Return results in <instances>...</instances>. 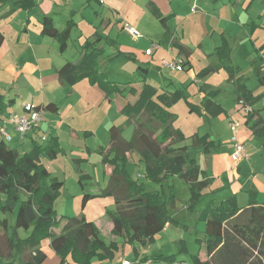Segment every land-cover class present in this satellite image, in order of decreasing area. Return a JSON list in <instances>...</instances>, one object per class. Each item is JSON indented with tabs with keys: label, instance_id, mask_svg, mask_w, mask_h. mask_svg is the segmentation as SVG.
<instances>
[{
	"label": "trees",
	"instance_id": "1",
	"mask_svg": "<svg viewBox=\"0 0 264 264\" xmlns=\"http://www.w3.org/2000/svg\"><path fill=\"white\" fill-rule=\"evenodd\" d=\"M33 7L35 4L32 0H19L12 11L30 10ZM152 13L160 18L167 35L168 18H161L156 8H152ZM41 24L42 35L58 41L60 51L65 52L74 23L69 22L65 30L59 31L52 19L46 16ZM101 41L100 36L87 40L82 45V57L78 63H66L58 71V76L62 83L70 86L87 79L99 86L108 98L119 97L127 101L130 96L135 98L133 103H127L122 109V114L134 122L133 138L127 141L120 127H111L110 152L103 159L111 167L106 193L114 197L116 205L115 210L109 213L113 223L112 235L123 236L133 245L137 242L141 245L153 242L155 236L172 222L167 208L175 205L176 200L172 188L167 197L163 191L150 190L149 187H152L151 183L170 187V179L177 176L189 184L191 196L188 209L190 212L200 211L199 218L205 223L203 245L208 259L202 261L198 255H192V264H264V202L258 201L256 193L248 192L249 203L244 208L239 207L237 196L233 195L219 203L210 200L201 210L197 209L213 180L201 169L194 154L201 151L208 155L218 147L208 135H194L191 146L180 145L186 138L175 127L177 117L170 109L184 97V92L161 93L148 83L145 75L140 91L112 82L99 65V58L104 51L96 46ZM3 42L4 36L0 33V48ZM175 47H178L182 56L181 59H175L181 62V69L191 70V53L180 44H175ZM231 52L229 42L223 37L222 45L214 52L218 65L203 69L197 77L204 79L211 73L224 70L228 74V81H233L239 93L237 103L243 102L254 107L262 96H256L243 83L242 69L232 64ZM138 70L147 73V69L142 67ZM259 81L264 85V77L259 78ZM208 89H200L206 94L200 106L185 98L190 110L212 118L227 116V111L214 101L218 92L207 93ZM12 105L13 101L5 102L0 95V116ZM35 109L54 113L58 111L55 104ZM263 111L264 107L252 111L247 115L245 124L255 136L264 139V119L260 116ZM61 153L57 137H50L43 143L35 141L30 151L24 154L11 149L6 142H0V207L4 213L15 218L8 238L9 253L6 256L0 253V264H44L47 254L42 250L41 243L46 240L50 241L51 248L60 256V264H67L69 258L75 264H92L95 258L100 262L114 259L118 244H106L96 224L85 216L67 218L61 232L54 233L62 222L54 204L64 183L51 176L42 158L54 161ZM132 153H138L141 163H144V180L133 179L126 169L128 155ZM79 183L84 189L83 177H80ZM90 199L92 196L85 193L83 208ZM0 225L8 233L7 219H0ZM19 229L32 230V234L21 239L17 233ZM133 250L140 264H175L177 261L174 255H159L151 260L148 257L141 258L139 252L135 248Z\"/></svg>",
	"mask_w": 264,
	"mask_h": 264
},
{
	"label": "rangeland",
	"instance_id": "2",
	"mask_svg": "<svg viewBox=\"0 0 264 264\" xmlns=\"http://www.w3.org/2000/svg\"><path fill=\"white\" fill-rule=\"evenodd\" d=\"M133 2L132 17L141 16L143 20L144 32L138 33L141 35L138 40L140 51H137L135 56L131 54L120 53L118 49L112 48L109 43L104 42L100 46L104 49V54L99 58V65L101 71L105 73L109 80L116 81L122 87H135L140 91L142 80L144 75L147 77L148 83L153 85L158 91H164L165 93H175L179 90L184 92V97L181 98L177 104L173 105L170 111L176 115L175 127L180 129L184 134L186 140L180 144L181 146H191L192 138L194 135L200 137L209 136V139L215 142L217 147L227 148L232 146L231 140L234 132L231 129L230 123L240 127L245 124L246 118L243 119V115L239 116V119L229 121L223 117L212 118L207 115H201L197 111H191L186 99L196 106H200L199 100V87L195 84L193 75L203 69L204 64L208 62L213 64L216 62L214 55V41L218 45L220 41V35L225 31V37L234 47L233 54L231 55V61L234 66L240 65L244 70L245 82L248 87L253 91L256 96H262V99L257 102L254 107L256 110H260L264 107V85L260 83L259 78L264 77V0H199L194 6L198 9L195 14H190L187 18L176 20L171 24V29L175 32L180 22V30L178 34L179 40L183 41L186 45L193 42L194 44L200 43L202 48L195 51L194 56V72H185L182 69L178 71H171L164 68L165 62H172L177 56V52L174 49L167 46L166 40L161 41L164 38L163 29L158 21L150 14L148 8L145 6V0H122V2ZM193 0V5H194ZM115 2V1H113ZM112 2V3H113ZM115 4V3H113ZM126 4V3H125ZM112 5V4H111ZM185 12V11H184ZM192 13V11H191ZM147 16H151L146 18ZM185 15V14H183ZM193 16V17H191ZM150 18V19H149ZM18 22V17L16 19ZM234 23V25L232 24ZM240 25V28L237 26ZM7 25L1 23L2 28ZM60 25V24H59ZM76 30L70 40L68 41V48L64 54L60 53L59 46H54V41L46 39L45 44L39 43L40 46H45V49L49 51L51 60L57 68H61L67 62H74L80 53V45L82 41L86 40L89 35V25H83ZM41 25L39 22L33 20L30 30L39 34ZM185 31V41L182 36V31ZM82 32L83 39H79ZM101 30H99L100 32ZM9 33V30H6ZM256 33V34H255ZM105 35H108L106 33ZM250 35L254 36V43L250 39ZM216 36L217 39L216 40ZM125 42H127L125 40ZM130 42V41H128ZM151 43H161L160 50L154 53V48L151 47V55L146 54L144 46H151ZM194 45H192L193 47ZM141 48V49H140ZM144 48V49H143ZM195 50V49H194ZM214 51V52H213ZM135 58V60H134ZM206 61V62H204ZM60 62V64H59ZM139 67L147 69L145 71L138 70ZM228 74L223 70L219 73H213L210 75L209 81H214L217 84L222 83V77H226ZM24 82H20L19 93L23 99V102L30 101L34 104L46 103V99H54V90L44 88V92L38 93L23 85ZM229 84V83H228ZM202 85V84H201ZM5 87V86H4ZM3 89V87H0ZM84 91V90H83ZM15 93V92H14ZM163 93V92H161ZM60 102L62 114H68L71 101ZM84 97V94L80 95ZM224 100L229 101V107H235V101H232L231 94L226 92L223 94ZM223 97L221 99H223ZM186 98V99H185ZM122 103V107H125L127 103H133L135 98L130 96L127 103L126 99L118 98ZM200 102V103H199ZM237 107V105H236ZM242 113H245L241 110ZM101 119L96 118V113L92 120L89 117H81L78 120V126H87L92 124L91 128H85L94 132V136L85 135L84 133L81 140H67L63 136L61 145L65 149V156L60 155L56 161H49L45 159V166L48 167L53 177L63 181L65 186L62 189V193L54 204V209L59 218H62V222L59 228L54 230L55 234L61 232L65 225L67 218L83 217L88 220L96 222L99 226L101 239L106 244L116 242L119 246L118 251L115 253L113 260H107L100 262L95 258L92 264H123L124 261H128L131 264H140L137 261L134 248L139 252L140 257H148L150 260L159 255L164 256H176L177 261L175 264H192L191 257L201 251L203 241L205 239V223L199 218L200 211L190 212L188 209V202L190 200V188L189 184L174 176L170 179V187H162L160 184H152L149 187L150 190L163 191L165 196H169L170 188L173 189V195L176 200L175 205H169L167 208L168 216L172 222L168 223L163 232L156 235L154 241L147 245H141L140 243L130 244L127 240L121 237H115L112 235V220L109 216L110 212H113L116 208L115 199L107 195L106 190L109 184V178L105 177V171L108 164L103 160L105 154L100 150V146L108 145L109 129L111 126H121L123 130V137L130 141L134 135V124L128 120L125 116H122L118 111L116 105H112L109 108L102 110ZM89 119V120H88ZM251 131V129H249ZM239 131V129H238ZM159 133V132H158ZM239 133V132H238ZM253 142L250 140L247 142L246 150H253L257 148L260 153L251 152L248 155L247 163L252 162L255 165L253 168L259 173L261 163L264 164V139L259 138L253 134ZM244 143V142H242ZM253 144V145H251ZM12 147L14 143H10ZM85 145L91 148L92 152L89 154L86 151ZM29 150V149H28ZM248 153V152H247ZM129 159L126 163V169L135 180H144L145 178V166L140 161V155L138 153L129 154ZM195 158L204 169L203 162L207 158L201 151L195 152ZM80 162L74 159L82 158ZM86 157V158H85ZM48 160V161H47ZM245 164L241 166L244 167ZM263 169V168H261ZM84 171L92 176L91 180H83L84 189L80 185V173ZM240 171V169H239ZM239 173V172H237ZM82 189V192H76L77 187ZM80 189V190H81ZM85 190V191H84ZM206 192V191H205ZM90 194V199L85 208L82 207L84 194ZM207 193H209L207 191ZM204 193L197 209L201 210L207 202L212 200L213 196ZM248 196V194H246ZM24 199V197H23ZM210 199V200H209ZM219 199V198H218ZM242 199V198H241ZM261 199L264 200L263 193ZM247 200H240L241 204H244ZM5 204V203H4ZM17 207V206H16ZM0 219H7L9 223L8 233L0 225V253L6 256L9 253L8 238L12 233V225L15 218L11 214H6L0 207ZM19 238L26 239L32 234V230L25 231L19 229L17 231ZM42 250L47 254V258L44 264H60L61 258L58 256L50 246V241L46 240L41 243ZM67 264H75L71 258L67 261Z\"/></svg>",
	"mask_w": 264,
	"mask_h": 264
},
{
	"label": "crops",
	"instance_id": "3",
	"mask_svg": "<svg viewBox=\"0 0 264 264\" xmlns=\"http://www.w3.org/2000/svg\"><path fill=\"white\" fill-rule=\"evenodd\" d=\"M18 1L19 0H0V33L4 36V42L0 48V87H3V89L0 88V95L3 96L5 102L13 101V105L10 106L7 111L0 116V126L6 127L9 137V139H6L0 135V142L4 141L11 149H16L20 154H24L30 151L35 141L43 143L46 142L50 137H57L59 139L60 147L62 150V153L60 155L65 156L67 154L65 149L61 145V136H63L64 139L67 138V140H72L73 142L76 140H81L83 136L82 133L88 135V137L94 136L93 131H89L88 129L86 131L84 130L85 128H91L92 124H87V126L77 125L78 120H80L81 117H89L92 120L96 113V118L101 119V116L105 115L102 114V110L109 108L114 104L116 105L120 114L124 116L122 114V109L124 107H122V103L119 102V97L108 98L99 86L93 85L87 79L78 82L74 86L64 84L60 81L58 71L66 63L61 68H57L51 60L49 51L45 49V46L39 45L40 42H42V44H45L46 39H51L55 43L52 45L56 47L59 46L60 50V43L58 41L51 37L42 35V19L46 16L50 17L53 21L54 27L59 31L65 30L68 23L73 22L74 27L71 30L70 38L76 30L82 27L81 24L89 25L88 30L90 33L86 37V40L84 42L82 41L80 45V53L77 59H75L72 63H78V61L82 57V45L87 40H92V38L95 36H100L102 40L100 43L97 44V48L103 49V47H101L100 45L104 42H107L112 48L118 49L120 53L131 54L135 56L137 51H140L139 47H141V45L138 44V40L140 38L135 40L126 31L125 28L126 26H130L135 29V31L138 33L144 32L145 34H147L145 28L143 27V22L145 20H143L141 16H136V18L131 16V14H134V7L133 2L130 1L122 2V0H32L35 4V7H33L32 9H20L17 11H12L15 6V3ZM145 1V6L148 8L150 14L158 21L164 31V38H161V41L166 40L167 46L169 45V47H171L175 50V52H177V56L173 60L182 58V56L179 54V49L178 47H175V44L182 45L191 53V57L189 58L191 70L183 71L194 72L195 51L197 49L202 48L203 45L200 43L194 44L193 42H191V46L190 44L186 45L183 41L179 40L178 38L180 22L176 25L178 27L177 29H175V32L172 31L171 24L174 21L177 22L176 20H185V18H187V16H189L190 14H195L193 10L195 9L197 12L198 9L194 8V6L197 5L196 2L198 3L199 0L194 1V5L193 0ZM112 2L115 4H113ZM152 8H156L158 10L161 18H168L166 22L168 30L167 35L166 28L162 25L160 18L152 13ZM144 16H146V18L151 17L147 16V14H144ZM17 17L19 20L18 22L16 21ZM33 20L39 22L41 25L39 34L37 31L36 33H33L32 30H30V26H32ZM3 22L7 24L4 28H2L1 26V23ZM232 24L234 25V23ZM237 26L240 28L239 24H237ZM6 30H9V33L6 32ZM99 30L101 31L99 32ZM82 32L84 31L79 32L81 34L79 36V39H83ZM106 33H108V35H105ZM181 33L185 41V31L183 30ZM254 36L255 35H253L252 37L250 35V39L253 41V43ZM223 37L226 38L225 31H223L220 35V41H218V45L214 41V46H217L216 48L222 45ZM125 40L127 42H125ZM216 40H218L217 36ZM160 44L151 43L150 47H144L147 52L149 48H154V46L157 45L158 48L154 50V53H157L161 49ZM192 45L194 46L192 47ZM230 47L232 50V55L234 47L231 46V44ZM65 52L60 51L61 54H64ZM217 65L218 58L216 57L215 63L208 65V62H206L204 64L203 69L209 66L214 67ZM237 66L242 69L241 75L243 76V83H245V85L248 87L247 83L245 82V74L243 73L244 69L240 65ZM203 69H201L200 71H202ZM219 72H221V70L215 73ZM198 73L194 74L193 78L195 80V84L199 87L200 102H202L204 96L206 95L204 92H201L200 89L202 87H207L209 88L207 93L218 92L216 94V97L214 98V101L217 104L221 105L227 111V116L221 115L220 117L227 119L229 123L232 122V120L239 119L240 115H243V117L245 116L243 119L247 117V115L242 113V111L239 109L237 103V97L239 93L236 87L234 86L233 81H228V75L226 77H222V83L217 84L214 81H209L210 75L213 73L209 74L204 79H199L197 77ZM20 82H24L23 85H26L28 88H31L33 91H35V93H41L42 91L44 92V88L52 91L54 90L55 94L53 102L52 100L50 102L48 98H45L47 100L46 103L41 102L34 104L30 101L23 102V99L19 93ZM62 91L65 93L66 96L63 98V102H66L68 100L72 102L68 114H62V109L60 108V102H62L61 98L63 97L60 92ZM161 92L165 93L164 91ZM226 92H229L231 94V99L232 101H235L237 107L236 105L232 108L229 107V101L226 102L223 97V94ZM81 94H84V97H81ZM222 97L223 99H221ZM121 99L123 100V98ZM49 104H55L58 108V111L54 113L42 110L43 121L39 123L23 139H21L16 130L10 124L7 123V119L10 114H15L17 116L25 115V107L27 105H31L34 108H37L45 107ZM251 108L253 111H256L255 107ZM260 116L264 119V111L260 113ZM237 122H240L242 124V126L238 127L239 139L241 142H244L243 144L246 146L249 140L250 142H253V135L251 134V131L249 130L246 124H243V122L241 121ZM132 123L134 124L133 120ZM116 127L121 128V126ZM43 138L45 140H43ZM10 143H14L15 146L12 147ZM231 144L232 146L227 148H222L219 145L217 149H214L210 154L206 155L207 158L203 162L204 169H202V166L200 167L206 173V175L213 180V183L208 189L205 190L206 192L204 193H207L208 191L209 193H207V195L213 196L212 200L217 203L229 198L230 196L235 195L237 196L240 208L247 207L249 203V196H246V194H248V192L256 193L258 201L264 202V200L261 199V194L263 193L264 195V164L261 163L260 169L258 168V170H260L259 173L255 171L256 169H253L255 168V165L252 162L247 163V161L244 160L241 161L238 165H235L231 159V156L234 153V145L232 142ZM85 149L86 151H89L87 152L89 154L92 152L91 148L87 147L86 145ZM100 150L103 151L105 155L110 152L109 137L108 145L100 146ZM252 151L256 153L259 152L261 155V151H259L255 147L253 148V150H247L248 155H251ZM129 156L130 155H128V159ZM74 160L80 162L81 160L85 159H83L82 157ZM44 161L45 159L42 158V163L45 166ZM242 164H245L244 167L241 166ZM46 169L49 171L48 167H46ZM79 173V177H83V180L92 179V176L88 173H85L84 171H79ZM50 174L53 177L51 172ZM110 175L111 167L108 165L105 171V177L109 178ZM80 189L81 188L78 186L76 192H82V189ZM241 198L247 201L244 204H241ZM95 224L99 229V226L96 222ZM112 229L113 225L111 231ZM196 255H198L202 261H206L208 259L204 245L201 247V251Z\"/></svg>",
	"mask_w": 264,
	"mask_h": 264
},
{
	"label": "built area",
	"instance_id": "4",
	"mask_svg": "<svg viewBox=\"0 0 264 264\" xmlns=\"http://www.w3.org/2000/svg\"><path fill=\"white\" fill-rule=\"evenodd\" d=\"M126 31L135 39H139L141 35H139L135 29L130 26H126ZM158 46H154V50L157 49ZM147 55H151L150 50L146 52ZM180 61H172V62H165L164 68L169 69L171 71H178L181 70ZM239 109L243 110L245 115L250 114L253 110L250 106L245 105L243 102L238 104ZM43 121L42 111L36 110L33 106L27 105L25 107V115L17 116L15 114H10L7 123L10 124L16 132L19 134L21 139H23L28 133H30L39 123ZM231 129L234 132L231 142L234 145V153L231 156L232 162L235 165H238L241 161L247 160L248 153L246 150L245 145L240 141L238 136V126L233 123H230ZM0 135L3 138L9 139L8 133L5 126H0ZM43 140H45L43 138ZM123 264H131L128 261H124ZM144 264H151V262L144 263Z\"/></svg>",
	"mask_w": 264,
	"mask_h": 264
}]
</instances>
